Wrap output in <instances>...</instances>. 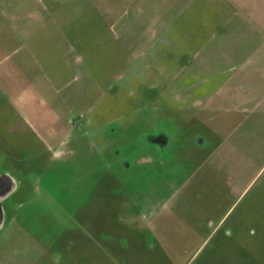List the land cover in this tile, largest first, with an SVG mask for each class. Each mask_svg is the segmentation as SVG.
<instances>
[{"label": "rangeland", "instance_id": "374dc122", "mask_svg": "<svg viewBox=\"0 0 264 264\" xmlns=\"http://www.w3.org/2000/svg\"><path fill=\"white\" fill-rule=\"evenodd\" d=\"M0 161V264H264V0H0Z\"/></svg>", "mask_w": 264, "mask_h": 264}, {"label": "flooded vegetation", "instance_id": "af4514ba", "mask_svg": "<svg viewBox=\"0 0 264 264\" xmlns=\"http://www.w3.org/2000/svg\"><path fill=\"white\" fill-rule=\"evenodd\" d=\"M147 139L150 144L160 148L161 151L165 150L169 146V138L166 136V134L162 132H159L154 136L150 135L147 137ZM1 164L2 162L0 161V230L3 229V227L5 226L9 214L7 207H10V205L12 204V199L17 194L20 187H25L24 183H22L21 180H18V178L12 172H10V170L1 168ZM126 166L129 167V164H127ZM37 188V183H32L33 191L38 190ZM224 224L225 222L219 224L215 228V233H219L220 231H222L225 240H235L236 236L233 232L234 229L229 227L223 228ZM248 233L250 234V236L255 235V231L252 229H250Z\"/></svg>", "mask_w": 264, "mask_h": 264}]
</instances>
